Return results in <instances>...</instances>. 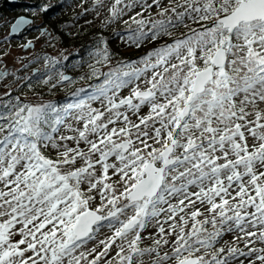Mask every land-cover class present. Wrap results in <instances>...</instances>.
<instances>
[{
	"label": "snow or ice",
	"instance_id": "obj_1",
	"mask_svg": "<svg viewBox=\"0 0 264 264\" xmlns=\"http://www.w3.org/2000/svg\"><path fill=\"white\" fill-rule=\"evenodd\" d=\"M85 13L97 31L72 75L62 49L9 69L0 48V264H264V0Z\"/></svg>",
	"mask_w": 264,
	"mask_h": 264
},
{
	"label": "trees",
	"instance_id": "obj_2",
	"mask_svg": "<svg viewBox=\"0 0 264 264\" xmlns=\"http://www.w3.org/2000/svg\"><path fill=\"white\" fill-rule=\"evenodd\" d=\"M73 0H16L15 3H10L8 0H0V17L8 16L9 19L13 20L18 15H25L31 17L33 20V26L31 30L43 29L55 31L56 35L61 38V43H58L64 50L71 53L69 61L67 62L70 66L69 74L72 75L78 69H73L71 66L79 61L80 56L78 53L81 49L91 43L93 34L97 31L96 28L91 26H81L79 25L80 17L75 19V12L72 13L65 12V8ZM41 3H48L52 5L47 13H39L37 10V15L32 16L31 11L36 8L37 5ZM63 4V6H59ZM25 9L28 11L25 12ZM36 22H39L36 24ZM29 31L20 33L16 36H11V38H17L21 41H27L30 37L26 35ZM37 32H39L37 30ZM82 33L79 35H69L68 33ZM109 34L108 30L104 31V35ZM39 91V89H37ZM23 93L31 94L28 89L24 88ZM17 93H14V95ZM63 99H60L62 101Z\"/></svg>",
	"mask_w": 264,
	"mask_h": 264
},
{
	"label": "rangeland",
	"instance_id": "obj_3",
	"mask_svg": "<svg viewBox=\"0 0 264 264\" xmlns=\"http://www.w3.org/2000/svg\"><path fill=\"white\" fill-rule=\"evenodd\" d=\"M89 3H90V0H89ZM89 3H85L83 5V7H88ZM80 4H81V0H73L72 2L69 3V5L65 8L64 11L68 12V13H72L73 11L75 13H79V12L83 11V7L79 6ZM79 19H80L79 25H81V26H90V25H86L85 21L86 20H92L93 19V14L85 13ZM12 21L13 20L9 19L8 16L0 17V39H2L5 35L8 34L9 26L12 23ZM38 23L39 22H36V24H38ZM96 23L98 24L99 21L97 20ZM45 28L46 27H43V29H45ZM93 28H95V27H93ZM26 35H28L30 37L28 40H33L34 43H35V38H37L39 36V32H37V30H34V31L30 30V32H28ZM25 42L21 41V40H19L17 38H11L10 37V43H8V44H0V48L7 49L11 53L4 60V64L9 69H19L21 67V65L17 61L21 57L31 58L30 53H32V52H34L35 54H39V55H43L44 53H48V54H51V55H56V50L57 49H63L59 44H56L55 48L47 47V46L44 45L43 41L41 40L39 43H35V49L34 50H21V48L19 46L21 44L25 43ZM113 44H116L117 46H120V49H123L122 46L120 45V42L118 40H114ZM119 52H121L122 55H124L125 53H129L128 56H134L135 55V52L131 51V50L130 51H126V52L124 50H119ZM64 53L66 55L69 54L68 51H64ZM39 66L40 65L33 64L26 71L30 73L33 68H37ZM24 74H25V70H21L19 72V75H21V76H23ZM27 96H28V98H33L32 97V93L31 94H27ZM63 97H64V92L57 91L56 96H54V97L53 96H47L45 98L46 99L60 100V99H63Z\"/></svg>",
	"mask_w": 264,
	"mask_h": 264
},
{
	"label": "water",
	"instance_id": "obj_4",
	"mask_svg": "<svg viewBox=\"0 0 264 264\" xmlns=\"http://www.w3.org/2000/svg\"><path fill=\"white\" fill-rule=\"evenodd\" d=\"M10 3H15L16 2V0H8ZM19 16H21V15H18V16H16L14 19H13V21H12V23L15 21V19L16 18H18ZM27 18H29L30 20H32V18L31 17H28V16H26ZM33 21V20H32ZM11 25V24H10ZM9 31H10V26H9ZM9 33V32H8ZM18 34H20V33H17V34H13L12 36H16V35H18ZM68 74V73H67ZM70 75V74H69Z\"/></svg>",
	"mask_w": 264,
	"mask_h": 264
},
{
	"label": "flooded vegetation",
	"instance_id": "obj_5",
	"mask_svg": "<svg viewBox=\"0 0 264 264\" xmlns=\"http://www.w3.org/2000/svg\"><path fill=\"white\" fill-rule=\"evenodd\" d=\"M96 30H97V28H96ZM49 31V30H48ZM109 31V30H108ZM114 43V40L112 41V48L114 49V50H117V51H119V50H123V49H120V46H117L116 44H113ZM125 56H128L129 55V53H125L124 54ZM69 74V73H68Z\"/></svg>",
	"mask_w": 264,
	"mask_h": 264
}]
</instances>
